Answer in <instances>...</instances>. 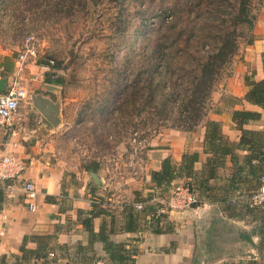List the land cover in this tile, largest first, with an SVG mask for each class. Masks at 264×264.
Segmentation results:
<instances>
[{"label": "rangeland", "instance_id": "1", "mask_svg": "<svg viewBox=\"0 0 264 264\" xmlns=\"http://www.w3.org/2000/svg\"><path fill=\"white\" fill-rule=\"evenodd\" d=\"M190 3L191 0H0V65L4 64V57H13L17 62L27 47L34 45L36 57L27 55L17 77L19 84L28 93L38 94L41 88L34 81L37 75L44 81L49 73L51 79L63 82L52 86L49 92L54 102L61 105V124L45 139L52 144V160H59L63 167L77 173L97 162L107 182L120 187L122 177L138 182L150 174L146 168L150 143L170 130L183 131L180 103L187 93L179 86L171 101L167 94L154 93L156 102H151L149 67L140 53L156 35L160 14L164 12L171 20L169 10L173 6L185 9ZM252 13L258 16L259 24L264 0H252ZM249 39L250 33H246L240 40L231 74L217 84L207 103V117L198 122L196 134L217 109L222 96L241 93L249 76L247 71L253 74L250 68L245 69L246 57L252 53ZM201 50L209 53L211 45ZM52 60L60 64V69L45 66ZM32 108L28 103L20 108V118L28 119L29 128L39 116L46 127L51 126ZM90 180L87 178L86 183ZM177 183L180 184L174 183L164 192L157 190L161 201L166 203L175 185L189 188L185 184L188 180ZM141 193L142 197L149 195L144 189ZM95 197L97 202L104 199ZM185 211H191L185 219L197 223L200 246L211 242L214 226L215 256L242 254L247 262L237 260L235 264H256L251 260L258 250L241 244L237 234L246 223L227 220L222 203H202L196 212ZM247 227L250 231L254 225ZM198 253L202 260V250ZM206 256L204 264H217L212 261L211 252Z\"/></svg>", "mask_w": 264, "mask_h": 264}, {"label": "crops", "instance_id": "2", "mask_svg": "<svg viewBox=\"0 0 264 264\" xmlns=\"http://www.w3.org/2000/svg\"><path fill=\"white\" fill-rule=\"evenodd\" d=\"M256 28L254 43L249 46L252 53L246 57L245 69L250 68L254 73V79L261 81L264 78L261 60V55L264 53V15L260 18ZM2 69L3 65H0V71ZM21 70L18 61H14L12 72L5 77L7 79L6 89L15 80L17 81ZM247 72L249 76L252 75L251 72ZM1 79L4 78L0 77ZM34 81L41 88V92L38 94L29 93V99L23 104L28 103L33 106L31 96L34 95H41L54 102L49 94L54 84L43 81L41 75H37V79L34 78ZM41 85L42 87H40ZM243 86L241 93L230 96L243 99L247 92L245 81ZM32 109L33 112L40 114L34 106ZM234 111L260 114L259 120L252 121L244 125L243 128L264 132V109L246 101L231 106L220 102L217 109H214L207 119L219 122L223 135L231 142L239 143L241 131L233 118ZM40 117L34 123L35 125H30L29 128L28 119L20 118L19 110L13 130H0V159L6 155H14L27 161V170L22 179L11 184L10 190H4V201L0 204V264H43V261L34 258L23 260L21 250L25 245V238H32L33 236L51 237L49 242L51 250L47 264H112L102 242L96 241L90 245V234L82 223L83 219L87 217L86 213L92 209L93 191H95V196L99 195L104 198L105 202L102 204V208L108 211L93 221L94 232L99 233L104 229L105 235L114 244H122L127 249H137L135 264H204L206 262L208 259L206 254L210 255L208 250L210 241H207L203 246L199 245L196 237L197 223L188 218L185 219L191 211L169 210L165 214V218H162L158 224L151 219V216H147L146 220L140 223L138 230L125 232L124 228L129 213L127 206H131L135 202L136 192H142L144 189L148 192V197H154L153 203L162 205L161 200L163 198L157 195L159 191L152 184L150 174L143 181L138 182L131 177H122L120 183L122 187H120L119 185L116 186L115 183L107 182L106 178L100 174V167L97 173L88 171L86 168L88 165H86L83 173L69 171L61 165L59 160L51 159L53 147L51 142H47L45 139L54 132V127L52 125L46 127L42 122V117ZM22 122H24L23 125ZM204 136L205 128L203 127L197 134L196 131L170 130L161 135L157 139L158 141L154 140L150 143L149 161L146 162V168H149L151 172L159 171L162 162L167 158H171L174 164L180 165L184 154L198 153L199 162L195 168L198 171L201 170L208 158L203 152ZM248 155L250 152L238 151L239 166L236 167L232 165L230 158H227L224 169L219 170L220 177L213 180L211 185L216 189L223 187L227 190L233 182L232 179H234L235 185H238L239 188L236 191H230V198L237 193H253L259 185L260 177L258 175L253 177L244 167L241 174L237 173V177H233ZM91 174L97 175L99 183L93 179ZM87 178L91 180L86 183ZM24 181L33 182L39 190L35 211L30 210L24 198L22 190V182ZM99 191L101 194H98ZM147 196L144 198H148ZM48 197L52 200L47 201ZM211 205L215 204L211 203ZM198 208L194 207L192 211L196 212ZM226 217L233 224L246 223L245 227L240 228L239 231L252 233L259 226L257 222L250 221L239 211L237 213L226 211ZM184 219L185 221H183ZM250 225H254V227L250 228L249 231L247 226ZM157 230L162 232L157 233ZM111 231L113 232L111 233ZM251 239L255 245H258L260 241L258 234L252 233ZM239 242L241 244L247 243L244 240H239ZM38 244V238H32L25 246L27 249L35 250ZM251 247L253 246L251 245ZM253 249L255 248L253 247ZM200 250L203 252L204 258L202 260L198 253ZM254 256L255 258L251 262L253 260L254 262H264L263 253L258 251L257 255L254 253ZM244 257L242 254L215 256L214 253H211L212 261L217 262V264H235L238 263L237 260L247 262Z\"/></svg>", "mask_w": 264, "mask_h": 264}, {"label": "trees", "instance_id": "3", "mask_svg": "<svg viewBox=\"0 0 264 264\" xmlns=\"http://www.w3.org/2000/svg\"><path fill=\"white\" fill-rule=\"evenodd\" d=\"M169 12L171 20L167 19L168 16H164V12L160 14L158 31L153 39L145 43L147 47L140 53V56L149 67L150 84L153 87L151 102L153 100L156 102L154 93L167 94L170 98L168 100L171 101L175 91L180 87L184 88L187 94L180 103L179 118L183 119L181 128L184 132H195L199 125L198 122L207 117L209 109L207 103L217 84L223 78L230 76L232 62L239 52L240 40L245 38L246 33H250L248 45H253L258 16L252 13V0H191L185 9L175 5ZM209 45H211V52L203 53L201 49ZM261 60L264 73V53L261 55ZM45 66L50 70L60 69V64L54 63L53 60L46 63ZM13 68V57H4L0 77H7ZM45 81L54 85L63 84L61 79H51L49 73H47ZM245 85L247 92L243 99L226 95L221 100L222 104L231 106L246 101L264 109V78L261 81H256L253 73L245 78ZM123 86L127 88L125 85H121L122 88ZM233 118L241 131L239 143H233L223 135L219 122L207 119L202 127L205 128L203 152L208 158L202 169L198 171L195 168L199 162L198 153L184 154L180 165L174 164L171 158H167L162 162L159 171L150 173L151 182L156 189L164 192L172 184L188 180V183L185 184L191 191L199 194L202 203H222L226 211L233 213L239 211L250 221L260 222L258 229L252 231L253 234H258L260 237L258 245H255L251 239V232L240 231L237 234L239 240L246 241L264 255V209H251L245 203H241L239 206L229 205L228 202L232 198H230V191H236L239 188L238 185H235L234 179L227 190L223 187L216 189L211 185L213 180L220 177L219 170L224 169L227 158H230L234 167L239 166L238 151L240 150L250 152V155L243 160V164L240 165L233 177H237V173L241 174L244 167L253 177H257V175L260 177L264 170V132L243 128L244 125L259 120L260 114L234 111ZM99 167V163L94 162L86 168L90 172L97 173ZM92 193L96 198L95 191ZM4 197L5 191L0 188V204L4 201ZM153 198L152 196L144 198L141 192L135 193V202L131 206H127L129 213L124 228L125 232L138 230L140 223L145 221L147 216H151V219L157 224L161 222L162 218H165V215L156 216L162 205L153 203ZM48 200L52 199L48 197ZM104 202V199L99 203L93 199L92 209L86 213L87 217L82 221L90 234L89 243L93 245L96 241L102 242L112 264H135L137 249H127L122 244H114L105 235L104 229L99 233L94 232L93 221L108 213L102 208ZM137 203H142L144 209L137 211L134 208ZM156 232L161 233L162 231L157 230ZM214 233L217 232L213 226L211 242L208 244V250L211 253L215 252L213 248ZM32 238L39 240L35 250L27 249L25 246ZM32 238H25V245L21 250L23 260L34 258L47 264L51 250L49 248L51 237L33 236ZM256 264L258 263L256 262Z\"/></svg>", "mask_w": 264, "mask_h": 264}, {"label": "built area", "instance_id": "4", "mask_svg": "<svg viewBox=\"0 0 264 264\" xmlns=\"http://www.w3.org/2000/svg\"><path fill=\"white\" fill-rule=\"evenodd\" d=\"M32 38L29 39V42ZM30 54L36 57L34 45L27 47L26 52L20 55L18 60L19 68ZM53 63V62H50ZM30 95L18 81H14L5 92L0 90V130L12 131L14 121L19 114V110ZM27 170V161L14 155H6L0 159V188L10 190L13 183L19 182ZM24 198L30 210H36V201L39 196L37 186L31 181L22 182ZM199 196L187 187L173 186L166 203L162 201V208L157 212V217L165 215L169 210H187L201 205ZM241 203L247 204L251 209H264V170L260 175L258 188L251 194L237 193L232 197L228 204L239 206ZM165 205V206H164ZM136 210H143L144 205L137 203L134 205Z\"/></svg>", "mask_w": 264, "mask_h": 264}, {"label": "water", "instance_id": "5", "mask_svg": "<svg viewBox=\"0 0 264 264\" xmlns=\"http://www.w3.org/2000/svg\"><path fill=\"white\" fill-rule=\"evenodd\" d=\"M7 79L0 80V90L6 91ZM31 101L34 108L53 126L58 127L61 124V105L54 103L53 101L41 96H31ZM93 179L99 183L98 177L95 174H91Z\"/></svg>", "mask_w": 264, "mask_h": 264}]
</instances>
